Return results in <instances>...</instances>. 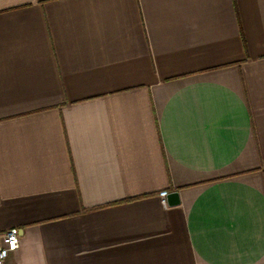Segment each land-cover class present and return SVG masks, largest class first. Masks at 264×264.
<instances>
[{
    "label": "crops",
    "instance_id": "obj_1",
    "mask_svg": "<svg viewBox=\"0 0 264 264\" xmlns=\"http://www.w3.org/2000/svg\"><path fill=\"white\" fill-rule=\"evenodd\" d=\"M10 227L4 264H264V0H0Z\"/></svg>",
    "mask_w": 264,
    "mask_h": 264
},
{
    "label": "built area",
    "instance_id": "obj_2",
    "mask_svg": "<svg viewBox=\"0 0 264 264\" xmlns=\"http://www.w3.org/2000/svg\"><path fill=\"white\" fill-rule=\"evenodd\" d=\"M169 191L161 190L159 192L160 199L162 203L167 204ZM2 243L0 244V264H4L11 252L16 251L20 246V230L18 227L8 228L3 236Z\"/></svg>",
    "mask_w": 264,
    "mask_h": 264
},
{
    "label": "water",
    "instance_id": "obj_3",
    "mask_svg": "<svg viewBox=\"0 0 264 264\" xmlns=\"http://www.w3.org/2000/svg\"><path fill=\"white\" fill-rule=\"evenodd\" d=\"M168 203L170 205H175V204H178L179 203V195H178V192H171L168 194Z\"/></svg>",
    "mask_w": 264,
    "mask_h": 264
}]
</instances>
